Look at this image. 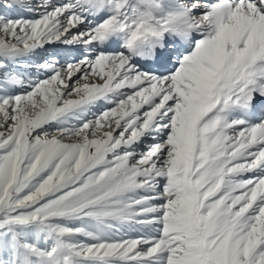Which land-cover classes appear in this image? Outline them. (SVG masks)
I'll return each instance as SVG.
<instances>
[{
	"label": "snow or ice",
	"instance_id": "1",
	"mask_svg": "<svg viewBox=\"0 0 264 264\" xmlns=\"http://www.w3.org/2000/svg\"><path fill=\"white\" fill-rule=\"evenodd\" d=\"M0 264H264V0H0Z\"/></svg>",
	"mask_w": 264,
	"mask_h": 264
},
{
	"label": "rangeland",
	"instance_id": "2",
	"mask_svg": "<svg viewBox=\"0 0 264 264\" xmlns=\"http://www.w3.org/2000/svg\"><path fill=\"white\" fill-rule=\"evenodd\" d=\"M53 2H57V0H53ZM61 50L62 51H64V52H68L69 54H70V56H69V58H71V55H76V54H78L77 52H76V50L75 49H72V48H69V49H65L63 46H61ZM100 107H102V105L100 106ZM97 110H99L98 108L97 109H93V111L95 112V111H97ZM140 149H138V151H139ZM137 233L135 232V231H129L128 233H127V235L128 236H135Z\"/></svg>",
	"mask_w": 264,
	"mask_h": 264
}]
</instances>
